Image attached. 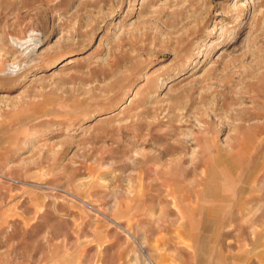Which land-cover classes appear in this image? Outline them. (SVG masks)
Returning a JSON list of instances; mask_svg holds the SVG:
<instances>
[{
  "label": "rangeland",
  "instance_id": "374dc122",
  "mask_svg": "<svg viewBox=\"0 0 264 264\" xmlns=\"http://www.w3.org/2000/svg\"><path fill=\"white\" fill-rule=\"evenodd\" d=\"M0 264H264V0H0Z\"/></svg>",
  "mask_w": 264,
  "mask_h": 264
},
{
  "label": "bare ground",
  "instance_id": "6f19581e",
  "mask_svg": "<svg viewBox=\"0 0 264 264\" xmlns=\"http://www.w3.org/2000/svg\"><path fill=\"white\" fill-rule=\"evenodd\" d=\"M253 23V22H252ZM248 33V32H247ZM36 33L34 32H31L30 36H28L29 38L25 41H18V40H15L14 41V44L16 46H18L19 48H27L29 49L28 47H32L34 45H36L38 42H39V39L36 37ZM246 37V36H245ZM243 42V41H242ZM241 42V43H242ZM246 42V41H245ZM245 42H243L245 44ZM237 47V46H236ZM235 50V49H234ZM231 52V51H230ZM15 68V67H14Z\"/></svg>",
  "mask_w": 264,
  "mask_h": 264
}]
</instances>
